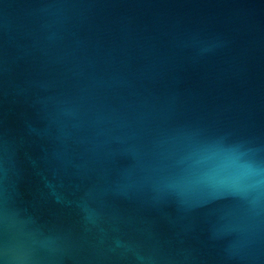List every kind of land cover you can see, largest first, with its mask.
Returning <instances> with one entry per match:
<instances>
[{"label":"water","instance_id":"obj_1","mask_svg":"<svg viewBox=\"0 0 264 264\" xmlns=\"http://www.w3.org/2000/svg\"><path fill=\"white\" fill-rule=\"evenodd\" d=\"M0 264H264V0H0Z\"/></svg>","mask_w":264,"mask_h":264}]
</instances>
